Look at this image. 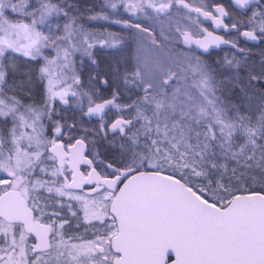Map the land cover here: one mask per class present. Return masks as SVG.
<instances>
[{
  "label": "snow or ice",
  "instance_id": "1",
  "mask_svg": "<svg viewBox=\"0 0 264 264\" xmlns=\"http://www.w3.org/2000/svg\"><path fill=\"white\" fill-rule=\"evenodd\" d=\"M99 8L89 23L140 37L133 68L97 70L123 37L89 31L75 0H0V264H264V50L237 42L264 44V0ZM174 10L186 46L234 50L223 78L159 54L145 22Z\"/></svg>",
  "mask_w": 264,
  "mask_h": 264
},
{
  "label": "rangeland",
  "instance_id": "2",
  "mask_svg": "<svg viewBox=\"0 0 264 264\" xmlns=\"http://www.w3.org/2000/svg\"><path fill=\"white\" fill-rule=\"evenodd\" d=\"M187 2H191L193 3V0H187ZM205 2H218V3H222L225 5L226 8H228L229 5V0H205ZM75 3L77 4V6L79 7L81 12H85V16L83 17L82 22L85 23L86 28L89 31L92 32H97V33H107V32H114L119 34L121 37H123V43L129 41V36L131 35L132 31H128L125 29H122L119 25H115V24H109L107 22L104 21H100V22H88V15H92L95 13H98L100 11L99 5L104 3V0H75ZM91 7L93 9L92 12H87V9ZM231 12V9H228ZM122 11V10H121ZM113 19H119V17H112ZM226 23H229V21L226 19L225 20ZM204 27H208L209 30H212L213 26L210 25V23L205 22ZM183 31V30H182ZM220 35H222L226 40H233V39H237V35L236 33H231L228 34L226 33L224 30H221L218 32ZM179 34V33H178ZM180 40H182L183 42V38L180 36ZM237 42L239 44L240 47H244L246 50H249L251 52V55L253 57L254 60H258L259 56H260V52L261 50H264V44H258V43H254L251 41H245L242 37H239L237 39ZM182 46L184 49L193 52L194 54L200 56L203 58V60L206 61L207 64H209L213 69H215V73L220 77L223 78V76L221 75L222 73L226 72V66L224 65V62L222 60L224 55H233L234 50L231 49L229 46L226 47H222L220 49H214L209 53H203L200 49H197L194 45L189 48L188 46H186L184 43H182ZM112 50L111 48H107V47H100L97 46L94 49V54H95V58L97 60L98 63V71H100L101 73H110L113 64L111 63V58L108 54V52ZM20 67H21V71H28L32 68H38L39 65L35 64L34 62L32 64H25L24 59L22 58L19 62ZM77 67L79 69L80 67V60H79V55L77 56ZM89 71H91V67L90 65L87 63V61H85L84 65H83V71H82V80L84 81V86L85 88L89 87V81H88V73ZM37 91H39V89H37ZM235 92H238L239 89H235ZM103 94L105 96L110 94V90H102ZM73 107L74 102H72ZM61 107V105L57 104V109H59ZM67 116H70L71 113H67Z\"/></svg>",
  "mask_w": 264,
  "mask_h": 264
},
{
  "label": "bare ground",
  "instance_id": "3",
  "mask_svg": "<svg viewBox=\"0 0 264 264\" xmlns=\"http://www.w3.org/2000/svg\"><path fill=\"white\" fill-rule=\"evenodd\" d=\"M200 2L201 0H193V4L198 5ZM193 19H195L194 16ZM145 23L152 25L154 27L155 33L157 34L160 33L161 27H163L165 30V35L167 36V39H162L161 37H159V35H157V38L160 41V46L162 49H164V51L159 54L166 57L186 56V55L198 56L193 52L183 48L182 46L183 42L182 40H180L179 34L176 32V28L178 26L181 28V30H185L186 25L191 23V20L185 18L183 12L178 13L174 10L172 16L170 18L167 17L164 18L162 22L146 21ZM139 40L140 37L137 36L134 31H132L131 35L129 36V41L124 42L122 44L121 50L117 51L115 49H112L108 52L113 67L115 66V61L117 60L120 61V66L122 70L125 67L131 69L135 66L136 59L139 54L138 53ZM232 57L233 55H224L222 60L224 62L225 58L231 59ZM200 59L203 60L202 57H200ZM177 86L179 85H173V87H177Z\"/></svg>",
  "mask_w": 264,
  "mask_h": 264
},
{
  "label": "water",
  "instance_id": "4",
  "mask_svg": "<svg viewBox=\"0 0 264 264\" xmlns=\"http://www.w3.org/2000/svg\"><path fill=\"white\" fill-rule=\"evenodd\" d=\"M225 23H226V22H225ZM221 30H222V29H221ZM221 30H217L215 34L220 35L218 32L221 31ZM210 31H211V30H210ZM220 36H222V35H220ZM222 37H223V36H222ZM223 38H224V37H223ZM224 39H225V38H224ZM251 42H254V41H251ZM254 43H257V42H254ZM222 47H226V46H225V45H221L219 48L211 47L207 53L211 52V51L214 50V49H220V48H222ZM200 50L203 52L202 49H200ZM203 53H205V52H203ZM207 53H206V54H207Z\"/></svg>",
  "mask_w": 264,
  "mask_h": 264
}]
</instances>
